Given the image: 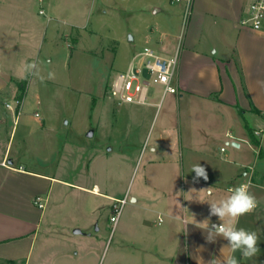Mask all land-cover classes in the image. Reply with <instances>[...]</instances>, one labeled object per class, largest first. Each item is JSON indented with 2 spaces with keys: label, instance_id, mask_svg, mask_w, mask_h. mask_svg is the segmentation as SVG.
Instances as JSON below:
<instances>
[{
  "label": "rangeland",
  "instance_id": "1",
  "mask_svg": "<svg viewBox=\"0 0 264 264\" xmlns=\"http://www.w3.org/2000/svg\"><path fill=\"white\" fill-rule=\"evenodd\" d=\"M181 4L185 6L187 1L0 0V11L26 5L31 12L22 24L9 13H0V35L5 31L8 37L16 36L18 43L22 39L17 49H0V69L13 78L0 93L2 137L5 142L11 139L9 152L16 163L56 172L36 250L27 263L13 264H112L115 205L122 204V220L128 216L132 196L143 186L152 140L165 124L176 137L182 132L184 137L202 139L206 144L200 149L209 151L226 172L233 165L224 158L251 166L256 174L250 191L264 217V187L259 186L264 184V138L261 144L244 140L235 147L233 137L225 135L232 126L236 137L244 127L246 130L244 123L260 124L261 118L254 120L248 113L238 124L232 118L239 111L234 114L226 107L222 120L215 122V107L210 103L188 101L185 92L180 102L176 93L163 97L164 86L158 83L149 85L144 104H119L111 95L112 82L126 68L134 50L150 45L165 54L151 39L152 29L159 30L163 12ZM41 8L45 14L39 13ZM32 62L39 65L43 82L25 74L23 66ZM256 66L258 85L264 89V58ZM48 72L55 73L54 80L47 79ZM143 74L149 75L147 70ZM23 80L27 88L21 98L19 83ZM17 99V111L21 105L18 117L7 107V103L16 107ZM36 112L42 121L34 117ZM149 123L151 140L140 154L138 150L127 152L128 146L118 143L130 132L134 134V127L138 131L133 138L139 140ZM90 129H94L92 136L87 135ZM244 170L237 166L235 177ZM248 178L234 183L226 177L225 185L235 187ZM94 184L100 192L92 190ZM150 187L146 185L147 190Z\"/></svg>",
  "mask_w": 264,
  "mask_h": 264
},
{
  "label": "crops",
  "instance_id": "2",
  "mask_svg": "<svg viewBox=\"0 0 264 264\" xmlns=\"http://www.w3.org/2000/svg\"><path fill=\"white\" fill-rule=\"evenodd\" d=\"M13 7L0 13L4 16L9 13L14 21L22 24L31 12L26 5ZM186 10L187 4H181L163 12L159 30L152 29L151 36L164 55L174 54L180 48L176 74L178 102L185 92L188 101L197 100L202 105L210 103L211 108L215 107V122L222 120L226 107L233 109L232 113L239 111L240 115L234 113L232 118L236 123L239 118L245 119L248 113L254 120L261 118L263 123L260 124L247 126L242 123L246 130L242 126L244 130L236 137L232 126L225 130L226 136L233 135L235 147H240L244 140L255 143L250 131L261 144L264 136H256L254 130L264 126V89L258 85L256 66L264 58V24L259 30L242 24L248 0H191L188 14ZM153 11L157 13L156 9ZM21 45V38L18 43L16 36L14 39L12 35L8 37L7 32H1L0 49H17ZM11 81L13 78L0 69V93ZM249 81L256 83L249 84ZM20 113L21 105L16 116ZM3 127L4 117L0 116V264L27 263L39 241L56 172L39 171L24 162L16 163L9 152L11 139L3 140ZM150 129L151 123L137 140L133 137L138 127H134L135 133L130 132L128 138H120L118 143L127 145V152L138 150L140 154L145 143L151 140ZM201 140L189 134L184 137L182 132L176 137L167 124L152 140L143 186L132 196L128 216L123 220L119 218L113 226L112 264H208L213 258L229 254L226 248L221 253V248L227 244L223 238L209 243L202 229L195 224H185L193 217L197 222L210 219L211 223H220L217 217H209V204L203 201H218L230 194L228 189L232 185H225L226 177H231L234 183L246 176L252 181L256 171L224 158V162L233 165L228 166L226 172L221 163L212 159L209 151L200 149L206 144ZM195 164L206 169V181L194 179L195 173L191 169ZM237 166L246 169L242 176L235 177ZM148 184L151 187L147 190ZM259 186L263 188L264 184ZM92 190L100 192L99 185L94 184ZM37 198L45 204L44 208L35 203ZM237 226L256 231L260 247L256 257L241 259L240 264H264V217L260 210L240 217ZM235 255L240 258L238 252Z\"/></svg>",
  "mask_w": 264,
  "mask_h": 264
},
{
  "label": "built area",
  "instance_id": "3",
  "mask_svg": "<svg viewBox=\"0 0 264 264\" xmlns=\"http://www.w3.org/2000/svg\"><path fill=\"white\" fill-rule=\"evenodd\" d=\"M181 1V0H175ZM187 1V14L191 7V0ZM40 14H45V10L41 8ZM242 24L246 25L254 30H259L264 24V0H249L247 14L242 19ZM180 60V48L176 50L173 55H164L150 45H145L141 49H138L132 53L129 59L126 69L120 71L116 79L110 86L111 95L117 100L119 104L125 102H136L144 104L147 102V90L152 83H158L164 86L163 97L166 93H178V86L176 83V74ZM147 70L149 73L146 77L143 73ZM20 101L16 100V107L13 108L10 103H7V107L14 109L17 114V106ZM35 117L41 120L39 113H35ZM264 117V112H263ZM254 134L258 137L264 136V126L256 128ZM233 137L232 134H228ZM234 139V138H233ZM224 150V148H222ZM250 170H253L249 166ZM250 181V180H249ZM251 182V181H250ZM232 188V187H230ZM122 203L125 202V198L122 199ZM41 208L45 207V204L40 201V198L35 200ZM114 214L111 217V221L114 226L117 224L121 212L122 204L120 206L115 205Z\"/></svg>",
  "mask_w": 264,
  "mask_h": 264
},
{
  "label": "clouds",
  "instance_id": "4",
  "mask_svg": "<svg viewBox=\"0 0 264 264\" xmlns=\"http://www.w3.org/2000/svg\"><path fill=\"white\" fill-rule=\"evenodd\" d=\"M23 70L26 75L37 76L41 82L45 80V77L40 74V68L36 62L26 63ZM47 79L54 80L55 73L48 72ZM191 171L195 173L194 179L203 178L205 181L208 179L206 169L200 164L193 165ZM250 188V181L243 182L229 188L230 194L224 199L211 202L203 201L209 204V217H217L220 223H211L210 219L197 222L194 217L191 222H186L185 226L191 223L202 229L206 233L205 238L209 243H214L218 237L227 241V244L221 248V253L226 248L229 250V254L213 258L208 261V264H240L241 259L252 260L260 252L257 232L237 226L240 217L253 212L258 206L259 202ZM208 191L211 193V187L208 188ZM237 252L240 254V258L235 255Z\"/></svg>",
  "mask_w": 264,
  "mask_h": 264
},
{
  "label": "trees",
  "instance_id": "5",
  "mask_svg": "<svg viewBox=\"0 0 264 264\" xmlns=\"http://www.w3.org/2000/svg\"><path fill=\"white\" fill-rule=\"evenodd\" d=\"M19 87L21 88L20 97L23 98L24 97V94L26 93L27 81L26 80H23L21 83H19ZM250 134H251V139L255 143H258V140L255 137H253L252 131H250Z\"/></svg>",
  "mask_w": 264,
  "mask_h": 264
},
{
  "label": "water",
  "instance_id": "6",
  "mask_svg": "<svg viewBox=\"0 0 264 264\" xmlns=\"http://www.w3.org/2000/svg\"><path fill=\"white\" fill-rule=\"evenodd\" d=\"M94 134V129H90L89 131H88V133H87V135L88 136H92ZM233 144H235L234 142H233ZM236 145H239L238 143H236ZM81 230H79V229H77L76 230V232H80Z\"/></svg>",
  "mask_w": 264,
  "mask_h": 264
}]
</instances>
